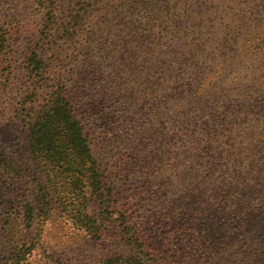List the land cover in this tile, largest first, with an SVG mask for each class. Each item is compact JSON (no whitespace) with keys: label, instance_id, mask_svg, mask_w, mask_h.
Instances as JSON below:
<instances>
[{"label":"rangeland","instance_id":"374dc122","mask_svg":"<svg viewBox=\"0 0 264 264\" xmlns=\"http://www.w3.org/2000/svg\"><path fill=\"white\" fill-rule=\"evenodd\" d=\"M59 89L84 109L112 219L30 155L32 124ZM207 139L222 163L241 154L227 174L244 155L264 175V0H0V264L23 245L30 264H264L233 243L245 230L225 218L234 179L208 184L224 190L221 214L203 194Z\"/></svg>","mask_w":264,"mask_h":264},{"label":"trees","instance_id":"16d2710c","mask_svg":"<svg viewBox=\"0 0 264 264\" xmlns=\"http://www.w3.org/2000/svg\"><path fill=\"white\" fill-rule=\"evenodd\" d=\"M36 62V68L41 66V62ZM42 71V67H41ZM39 72V71H38ZM78 97L73 95L68 89H59L53 93L46 105V110L40 117L36 118V123L32 124L29 132V150L32 158L39 164L48 167L47 172L53 175V179L57 180L60 177L71 182V189H74L75 196H82L83 200H87L88 195L98 199L103 204V207L108 212L106 220L112 219L117 215L113 202V192L108 187V180L99 165L93 150L90 135L85 124V114L82 109H79ZM217 142L207 139L204 142L203 152H196L195 161L198 162L197 167L204 174H201L200 179L203 181L204 195L215 194L216 201L220 202L219 213L221 214V205L224 202L223 196L220 195L224 190L218 188L214 192L208 188V184L212 187L219 181L224 180L228 174L225 168L229 166L234 155H241L237 151H228L226 156L228 160L222 163V159L214 152ZM241 156L237 167L239 170L235 174H229L230 180L234 179L233 185L228 184L229 189L224 193L228 197L229 204L236 208L232 221L242 224L245 230L243 233H236V239L233 242L235 245H251V255L264 257V175L254 170L256 162L249 161V158ZM185 160L184 167L190 165V161ZM188 163V164H187ZM195 165V164H194ZM202 172V173H203ZM212 178L215 183L207 180ZM219 185H223L219 183ZM206 186V187H205ZM220 187V186H219ZM13 192L9 193L10 199L8 203L15 204L16 197ZM73 194V193H72ZM88 194V195H87ZM245 196V203L242 195ZM220 195V196H219ZM15 200V201H14ZM114 208V209H113ZM34 208L29 206L28 219L31 220ZM114 210V211H113ZM122 217L126 216L118 211ZM108 217V218H107ZM242 217V220H240ZM87 223V222H86ZM96 221H93V225ZM88 224V223H87ZM127 244L132 249L138 250L147 245L140 238L138 232H133L127 235ZM32 252V245L22 246L14 253L12 261L14 264H30L29 259ZM241 263L243 260L240 261ZM106 264H145L139 257H109ZM256 264V263H255ZM259 264V263H257Z\"/></svg>","mask_w":264,"mask_h":264}]
</instances>
